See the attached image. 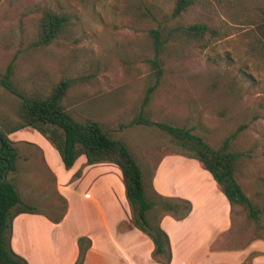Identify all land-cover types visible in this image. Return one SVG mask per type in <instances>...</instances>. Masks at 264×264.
<instances>
[{
  "label": "rangeland",
  "instance_id": "374dc122",
  "mask_svg": "<svg viewBox=\"0 0 264 264\" xmlns=\"http://www.w3.org/2000/svg\"><path fill=\"white\" fill-rule=\"evenodd\" d=\"M176 0H0V77L12 65L8 80L26 96H45L61 78L76 79L62 99L70 115L99 122L120 140L146 173L170 154L179 155L158 129L127 124L137 115L152 78L146 32L168 16ZM69 17L64 35L43 48H33L41 11ZM264 0H192L177 19L204 22L209 33L200 44L165 60L163 76L144 111L149 120L185 128L210 147L242 127L231 141L241 154L234 178L258 209L264 208V39L259 24ZM19 99L0 86V125L16 121ZM42 141L34 130L13 135ZM21 163L13 177L21 202L57 216L65 199L38 149L19 142ZM73 180V179H72ZM81 188L69 190L78 204ZM66 207V201H65ZM82 220L81 216H78ZM77 219V218H76ZM230 230L214 248H239L254 233L264 238V211L258 224L238 206ZM76 227L70 220L69 230ZM257 229V230H256ZM255 231V232H254Z\"/></svg>",
  "mask_w": 264,
  "mask_h": 264
},
{
  "label": "trees",
  "instance_id": "16d2710c",
  "mask_svg": "<svg viewBox=\"0 0 264 264\" xmlns=\"http://www.w3.org/2000/svg\"><path fill=\"white\" fill-rule=\"evenodd\" d=\"M191 4L192 0H176L171 13L146 32L150 55L145 59V63L153 82L145 90L139 112L127 126L154 127L179 150L180 156L196 160L208 172L228 202L230 228L231 212L235 206L245 211L249 221L258 224L259 214L264 208L258 209L246 197L234 178L241 154L232 150L231 141L237 136L241 126L224 138L218 147L213 148L201 137L191 134L188 129L149 120L144 111L153 90L163 76L165 60L170 56L181 55L184 48L194 43L202 46L204 36L210 32L204 22L184 24L177 19ZM68 26L67 15L43 9L31 47L48 46L60 39ZM259 34L264 39V12L259 24ZM11 70L10 64L0 77V86L19 99L15 123L9 128L0 125V264H26L9 247L10 224L15 216L21 213L38 214L56 224L63 217L66 208L63 200L59 214L49 217L39 212L32 203L21 202L15 187L16 179L13 177L7 179L9 174L18 172L22 159L21 150L7 136L24 128L35 130L50 144L64 170H69L80 156L84 157L86 165L105 163L116 166L120 173L131 225L151 241L153 247L151 259L159 264H169V241L159 226L160 219L163 216H169L176 221L184 219L190 212V202L157 194L151 184L154 170L149 174L143 171L127 147L120 140L113 138L99 122L93 119H75L65 110L62 99L66 92L84 77L61 78L47 95L26 96L11 86L8 80ZM79 175L80 171L75 172L72 179H77ZM252 240L264 241V238L254 233L250 241ZM89 247L90 240L87 237H78L77 256L72 264H82Z\"/></svg>",
  "mask_w": 264,
  "mask_h": 264
},
{
  "label": "crops",
  "instance_id": "0c3cea01",
  "mask_svg": "<svg viewBox=\"0 0 264 264\" xmlns=\"http://www.w3.org/2000/svg\"><path fill=\"white\" fill-rule=\"evenodd\" d=\"M27 129L31 130L24 128L7 138L38 149L45 167L54 175L66 208L56 224L38 214L15 216L10 224L11 251L26 264H72L77 256L76 239L84 236L90 240V247L82 264H159L151 259V241L130 223L117 167L105 163L86 165L80 156L69 170H64L57 153L42 136L39 135L44 143L24 136L12 139L15 133ZM77 171L79 177L72 180ZM151 184L160 196L185 199L191 205L182 220L169 216L160 219L159 226L169 241V264H264L262 240H252L239 248L213 247L230 229V207L196 160L176 154L163 156ZM76 186L82 193L78 204L68 198L69 190ZM70 220L76 225L72 231Z\"/></svg>",
  "mask_w": 264,
  "mask_h": 264
},
{
  "label": "water",
  "instance_id": "95a60500",
  "mask_svg": "<svg viewBox=\"0 0 264 264\" xmlns=\"http://www.w3.org/2000/svg\"><path fill=\"white\" fill-rule=\"evenodd\" d=\"M3 180H4V178H3Z\"/></svg>",
  "mask_w": 264,
  "mask_h": 264
}]
</instances>
